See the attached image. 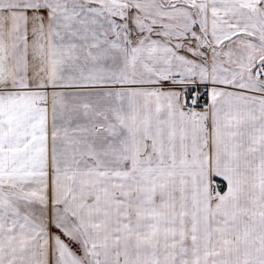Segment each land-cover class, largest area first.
Segmentation results:
<instances>
[{
	"label": "snow or ice",
	"instance_id": "snow-or-ice-1",
	"mask_svg": "<svg viewBox=\"0 0 264 264\" xmlns=\"http://www.w3.org/2000/svg\"><path fill=\"white\" fill-rule=\"evenodd\" d=\"M0 264H264V0H0Z\"/></svg>",
	"mask_w": 264,
	"mask_h": 264
}]
</instances>
